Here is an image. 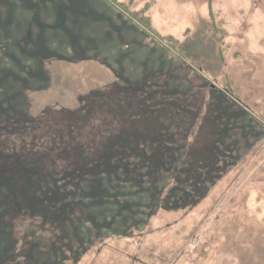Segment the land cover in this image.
Masks as SVG:
<instances>
[{
    "label": "rangeland",
    "instance_id": "obj_1",
    "mask_svg": "<svg viewBox=\"0 0 264 264\" xmlns=\"http://www.w3.org/2000/svg\"><path fill=\"white\" fill-rule=\"evenodd\" d=\"M154 87H164L173 100L197 87L204 99L218 97L213 105L204 103L195 125L214 124L220 140L207 155L199 193H172L188 184L170 171L156 204L148 190L142 194L147 200L127 195L131 209H119L116 186H97L106 181L100 176L124 182L131 176L119 157L105 167L101 143L90 135V169L84 171L97 181L91 187L82 182L78 197H71L72 211L63 191L58 196L67 204L60 225L70 228L69 250L76 249L62 250L57 259L51 244L56 226L42 228L41 209L7 205L10 186L25 193L39 180L41 166L27 158L2 163L0 264H264V0H0V111L40 119L46 146L52 137H63L65 127L81 126L84 135L90 128L106 132L101 123L109 119L94 122L87 114L90 98L112 92L135 96L143 106L132 118L120 113V137L107 142L144 145L147 138L153 144L163 134L172 137L178 120L147 106ZM138 103L131 100V107ZM194 122L180 119L184 130ZM196 131L173 149L191 150ZM207 136L201 133L199 150ZM85 143L56 144L54 152H76L73 146ZM79 156L76 164L85 165L88 158ZM56 159L45 161L43 170L57 165ZM64 185L60 189L70 191ZM125 186L124 192L137 187Z\"/></svg>",
    "mask_w": 264,
    "mask_h": 264
},
{
    "label": "trees",
    "instance_id": "obj_2",
    "mask_svg": "<svg viewBox=\"0 0 264 264\" xmlns=\"http://www.w3.org/2000/svg\"><path fill=\"white\" fill-rule=\"evenodd\" d=\"M121 7H123V5H121ZM130 14L134 15L133 17L135 18H137L138 16L137 13ZM139 22L144 24L146 28H149V22H146L145 24L143 20L140 19ZM201 88L202 87H197L194 91L186 88L184 89L185 92L183 93V95H181V98L176 97L174 98V100L164 93V87H159L157 89L155 87L153 88L154 92L147 102V106L156 105L153 106V108H158L168 117V119L171 120V118H176V120H178V122L176 121V126H174L175 131H173L172 137L167 138L168 135L163 134V137L161 138L162 140L158 141L157 139H155L153 141V144L150 143L148 138L144 142V145H138V141L137 144L130 146H123L118 142L112 144L111 142H107L110 139H118L120 137L122 131V119L125 118L124 115H119L120 113L124 111L123 113L129 115L131 118L133 115H139L141 113L143 101L135 96L127 98L124 96V94L112 92L113 96L105 97L103 99L101 97H95V99L90 98V113L87 115L89 116V119L93 120L94 122H98L106 118L109 119V121H103L101 123L103 124V127H105L106 132L101 134V129L90 128V134L89 132H87L84 135L82 133L81 126L70 127L69 130L67 129V127H65L64 136L61 137L63 135L62 133L58 137L56 136V138L52 137L50 147L46 146L43 123L40 121V119L32 121L23 120L22 116L18 115L17 117H15L14 115L2 116L0 111V119L4 118V121L0 123V165L2 163L6 165L7 163H10L15 159L27 158L30 162L38 164L39 167L41 166V169L37 168L36 170V174L39 177V180L35 184L31 185V187L27 188L25 193L19 194V185L17 184H13L12 186H10L11 197L7 201L8 207L10 208V203H15L14 205L20 207L22 210L30 209L29 207L35 209L40 208L41 212L43 213L39 220L44 224L42 228L44 229L45 227H47L46 224H54L56 226L51 229V231H54L53 243L51 244L53 246V250L58 256L57 259L62 256V250H65V252L66 250L69 252L74 251L76 248H72V250H69L70 242L68 240L67 230L70 228H63L60 225L62 221L67 220V218L63 217L67 215V204L66 202L59 203L60 200L58 199V196L60 197L61 191H63L64 198L67 199L68 206L70 204L69 207L72 211V208L76 205L74 203V199H71V197H78L76 195L79 194L82 182L90 181L91 187L92 182L97 181L94 176L91 181L90 173L89 175L85 176L84 171L87 166V168L90 169V159L88 158V156H90V135H94L93 138L95 139V142L101 143L99 146H96L101 149L100 158L104 160L102 163H106V165L104 166L108 167L109 162L114 156L119 157L120 160L123 159L122 166L126 171L124 172L130 174L131 176V179L125 182L119 180L118 178H113L112 176L110 178H106L105 175L107 176V174L104 173L102 174V176H100L104 177L102 179L106 181L97 186H103L104 184L116 186V193L120 194V196L117 197L116 200L118 202L119 209L123 211L125 209H131V207H129L130 200L127 199V195L135 199L138 198L140 202L147 200L142 194L148 192V190L150 191L148 193L150 194V196H152V198L149 197V199H153V203L155 202L156 204V202L159 200V195L162 192V186L166 182L163 179L168 177L170 171H176L177 173L180 172L178 179L184 180L185 178V182H187L188 184V188H174V191L172 193L176 192L179 194H183L187 191L199 193L197 191L201 189V186L198 184L205 183L207 179L206 174L208 173V171L205 166L207 155L209 156L212 153L213 149H215L213 147V144L215 145L220 141L217 133V127L214 124H212L211 128H208V123L205 120H201V124H199L197 128L195 127V125L198 124L197 119L199 111H203L202 109L204 103L208 102V99L211 104V100H215L214 98H217L218 100V97L211 98L212 96H210V98L208 99H204L201 94ZM178 91L182 90L178 89ZM158 96H161V101H154V99L156 97L158 98ZM133 99L139 102L135 108L131 107V100ZM99 100L101 101L98 102ZM130 109L133 110V112L128 113ZM239 113V115H242V112L239 111ZM116 118L121 119L119 122L111 121L112 119ZM180 119H195L192 127L193 130L192 128L190 131L187 129L184 130L181 126L182 122L180 123ZM195 129H197L196 134L198 133L199 135L196 137V139L194 137L190 138V141L194 144V147L191 150L173 149L177 147V142L181 141L179 144L182 145L184 141H188V138L194 134L193 131ZM77 131H80V134H78ZM203 132H207L208 134L207 139H209V141L207 142V146L211 144L213 147L211 150H208L207 146L202 150H199L197 148L199 138H201V133ZM87 135L88 137L83 138ZM82 139H85L86 142L88 140V144H81L82 147L73 146L77 148L78 151L76 152H54L56 144L58 145V147H70L72 146L71 144L73 142H80ZM17 140L20 141L19 144L17 143ZM112 145L115 146L113 147ZM144 146H149V150ZM49 148H51V150ZM79 155L86 156L88 158V161L84 162L85 165L80 166L79 164H76V161H79ZM56 157L57 165H55L48 171H44L42 166L44 165L45 161L53 162ZM160 157H162V159L157 161V158ZM83 160L85 161V159ZM127 169L129 170L128 172ZM159 178L161 180H158ZM62 183H66V185L64 186L67 187L70 191L64 190L63 187L62 189H60L59 184L62 185ZM130 183L136 184L137 187H133V190L131 188V191L127 189L124 192L126 188L125 185ZM140 187H143V190H141ZM119 198L123 202H120L118 200ZM109 201H115L114 197L109 199ZM73 218L74 217L72 216L71 223L75 228H79V226L75 223L77 220ZM32 219L30 220V226H36V218L34 219V221H32ZM77 219L79 220L81 218ZM73 226L72 228H74ZM27 229L29 230L30 228ZM51 252L53 253V251Z\"/></svg>",
    "mask_w": 264,
    "mask_h": 264
}]
</instances>
